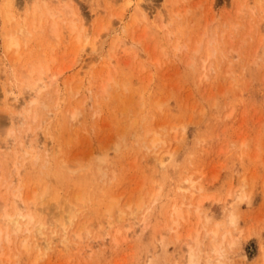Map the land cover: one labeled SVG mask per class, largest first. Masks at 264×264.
<instances>
[{"label": "rangeland", "instance_id": "obj_1", "mask_svg": "<svg viewBox=\"0 0 264 264\" xmlns=\"http://www.w3.org/2000/svg\"><path fill=\"white\" fill-rule=\"evenodd\" d=\"M38 1L13 0L9 7L0 0V124L9 126L7 120L13 110L9 104L4 105L3 90L8 99L21 92L25 85L21 73L29 72L27 60L41 54L40 59L49 60L53 70H63L37 94L38 102L30 106L26 122L19 127L20 139L32 136L48 152H44L46 148L31 152V148L22 146L21 153L18 145L11 147L15 151L0 150V202L4 205L8 198L6 203L11 205V197L12 202L21 197L24 212L34 217L28 234L21 233L25 229L22 226L14 244L10 227L2 229L12 239L9 248L6 242L1 246L9 261L0 264H151L149 259L152 264H186L182 260H188V253L182 243L191 242L186 234L192 232L191 228H200L201 237L216 226L220 227H216L215 243L219 244L221 258L213 252L215 257L210 255L211 241L207 237L196 248V264H208L209 258L210 264H264V0ZM47 10L52 11V18ZM6 12L14 17L12 24L5 23ZM34 15V22L40 20L37 24L30 22ZM14 21L22 22L30 32L22 37L23 41L29 37L30 42L21 44L19 53L25 54L17 64L11 59L15 53L3 52L4 33L13 31ZM53 21L58 35L52 28ZM71 23L82 36L87 30L89 40H99L97 49L103 53L102 58H97L99 51L91 52V41L83 47L82 42L74 41L76 32L70 31ZM36 25L41 26L39 31ZM16 35L20 38L24 34ZM73 107L81 112L75 123L69 115ZM132 120L136 123L128 128ZM147 129L154 132L145 135ZM136 133H140V139ZM152 133L162 141L157 143L161 158L171 155L164 169L142 149L144 142L151 141L148 138ZM184 178L192 180L189 187ZM12 180L17 183L11 184ZM181 182L184 189L190 188L185 195L183 188L181 192L176 189ZM190 183L204 196L197 209L200 214L196 211L194 215L197 203L193 200L202 198L195 192L189 199ZM44 190L49 192L46 197ZM236 191L245 197L239 199L243 194ZM75 193H80L81 201L78 195L75 199L79 200L72 201ZM28 194L36 201L30 208ZM150 194L157 196L152 198ZM43 197L46 203H54L52 209L58 215L44 207ZM59 199L67 203L62 202L64 207H73L74 220L71 213L65 215L67 209L60 202L56 203ZM136 202H143L138 214L134 213ZM129 204L130 209H126ZM170 205H177L188 221L178 230L180 234L169 230ZM109 209L110 215L106 213ZM118 212L125 217L133 212L136 225H132L135 221L130 216L127 221L117 220L121 216H115ZM229 214L235 217L232 225L227 224ZM107 216L116 218L112 226L106 224ZM62 217L66 222L71 220V225L64 223L66 234L60 229ZM38 221L44 226V239L49 242L51 235L49 243H41V236L35 238L36 233H30ZM90 223L92 231L87 228ZM79 228L91 231L94 240H83L77 247L59 244L63 236L72 241L73 232ZM105 231L109 236L102 240ZM21 241L28 243L24 251L19 246Z\"/></svg>", "mask_w": 264, "mask_h": 264}, {"label": "bare ground", "instance_id": "obj_2", "mask_svg": "<svg viewBox=\"0 0 264 264\" xmlns=\"http://www.w3.org/2000/svg\"><path fill=\"white\" fill-rule=\"evenodd\" d=\"M33 1H35V2H39L38 0H33ZM5 3H6V5L7 6H9V7H12L13 6V0H5ZM37 6V5H36ZM46 8V7H45ZM45 8H44V10H45ZM40 9V8H39ZM47 9V8H46ZM34 10V9H33ZM49 10V9H48ZM47 10V11H48ZM28 11V10H27ZM41 11V10H40ZM40 11L38 10V12L40 13ZM50 11V10H49ZM47 12V13H50V14H48V17H50V18H52V16H51V12ZM37 12V11H36ZM38 12L36 13V14H38ZM44 12H46V11H44ZM33 14H35V13H33ZM31 12H30V15H33ZM46 14V13H45ZM44 14V15H45ZM72 14V13H71ZM27 15V14H26ZM54 15H56V14H54ZM53 15V16H54ZM57 15H58V13H57ZM56 15V16H57ZM74 14H72V16H73ZM37 17H38V15H36ZM41 17L43 16V13L40 15ZM40 16L37 18V19H39L40 18ZM46 16V15H45ZM60 16V15H59ZM33 17H35V15L34 16H31V18H32V20L30 21V22H34V20L35 19H33ZM58 17V16H57ZM4 19H5V23H7V25H9L8 23H11L12 24V21H13V19H14V17L11 15V13L9 14V12L7 13H5V16H4ZM42 19V18H41ZM44 19V18H43ZM42 19V20H43ZM44 20H47V19H44ZM39 22H40V20H38ZM37 20L35 21L36 22V24L37 23H39ZM21 22V21H20ZM27 22V21H26ZM34 22V23H35ZM45 23H46V21H44ZM22 23V22H21ZM21 23H18V22H15L14 21V23H13V31H10V33L9 32H6V33H4V38H5V48H4V53H6V52H12V53H15V55H13L12 53H10L11 55H13L12 56V60H14V61H12L14 64H17L16 62H18L19 61V59L22 57V56H24V55H22L23 53L25 54V52L24 51H22V53H19V51H21V50H23V49H21L20 50V48H22L21 47V44H23L24 45V43L25 42H30L29 41V37H27V39L25 40V41H23L24 40V38H22V37H24L25 35H29V33L30 32H28V30L26 31L25 30V26L23 25V24H21ZM52 23V22H51ZM51 23H48L49 25H51ZM74 23V22H73ZM73 23H71L70 24V31L71 32H76V31H78V30H76V29H74V26L76 25H74ZM53 24H54V21H53ZM41 25V24H40ZM40 25H36V27H34V26H31V27H34L35 29H37L38 31L40 30V28H41V26ZM45 25V24H44ZM27 26V25H26ZM53 26L55 27L56 26V24H54V25H52V28H53ZM82 26H83V23H81V26L79 27L80 29H79V31H81L82 32ZM34 28H31V30L33 31H35V29ZM51 28V27H50ZM49 28V30H51ZM76 28V27H75ZM55 31H56V34L58 33V31L55 29V28H53ZM53 29H52V32H53ZM42 30H43V26H42ZM85 30V29H84ZM86 31L87 30H85L84 32H83V36L81 35V33L80 32H76V33H74L75 34V36H74V41L75 42H78L79 44H82L83 43V45H81L82 47L83 46H86L85 44H87L88 43V40H89V37L87 36V33H86ZM88 33H89V31H87ZM84 33H85V35H84ZM16 34H24L23 36L21 35V37L20 38H22L21 39V42H20V38H18V36L16 35ZM50 34V33H49ZM55 34V33H54ZM55 34V36H56V38L58 37L57 35ZM51 35H52V33H51ZM60 36V35H59ZM29 38V39H28ZM82 38H83V40H82ZM59 39V38H58ZM58 39H57V41H58ZM59 41H61V40H59ZM89 41H91L92 43L90 44V47H91V52H93V51H95L94 53H98L97 51H99V49H97L98 47H97V45H98V42H99V40H95V39H93L92 38V40L90 39ZM94 41V42H93ZM82 42V43H81ZM22 45V46H23ZM58 45V44H57ZM99 45H101V43L99 44ZM81 47V48H82ZM97 49V50H96ZM197 48H195V50H196ZM235 51V50H234ZM233 51V53H236V52H234ZM102 52V51H101ZM212 52H214V51H209V53H212ZM29 54V53H28ZM22 55V56H21ZM41 55V54H40ZM40 55L38 56V57H35V58H38V59H33V58H31V56L32 55H29L30 57L29 58H31L32 60H27L26 61V63H25V67L27 66L28 67V74L26 75L25 73H21V77L22 78H24L25 79V81H23V82H25V85L23 86V84H22V87H21V92H19L17 95H15L14 97H9V99L7 98L8 97V94H7V92L5 93L4 92V90H3V94H4V101H3V103H5L4 105L7 107L8 105H6V104H9L11 107H13V110L11 111V115H10V117H8L9 118V120H7L8 122H9V124H8V122L7 121H5V122H7L6 124H8L9 126H6L5 124H0V150H9L11 147H13V145H18L17 147H19L20 146V152H21V147L23 146H25V148H31V152L32 151H35V152H37V153H39V151L41 150V148H46L45 150L46 151H44V152H48L47 151V147H45V145H43V143H41L39 140H36V138H31V137H29V136H25L24 137V135L22 136V139H23V141H22V139H20V137L18 136V134H19V131H20V129H19V127H21L22 125H23V121H24V119H25V115H27L29 112H30V106H32V105H34L35 103H37L38 101H37V94L40 92V91H42L43 89H45L46 87H48V85L50 84V81L51 80H54L57 76H59L61 73H62V71L63 70H59V71H55V70H53V68H51V67H49L48 66V61L49 60H45L44 61V59L42 60V58L40 59ZM44 55V54H43ZM97 55V54H96ZM102 55H103V53L101 54L100 53V51H99V54H98V56H97V58L98 59H100V58H102ZM21 56V57H20ZM26 56H28L27 54H26ZM210 57V56H209ZM43 58H45L44 56H43ZM24 59V58H23ZM46 59V58H45ZM95 59V58H94ZM31 61V62H30ZM47 61V62H46ZM92 61V60H91ZM90 61V62H91ZM96 61V60H95ZM22 62H24V61H22ZM52 62V61H51ZM47 63V64H46ZM49 63H50V61H49ZM22 64H24V63H22ZM27 64H29V65H27ZM21 66V65H20ZM22 67V66H21ZM24 68V67H23ZM23 68H21L22 70H23ZM52 69V70H51ZM25 71V70H24ZM55 71V72H54ZM78 71V70H77ZM80 73V72H79ZM78 73V74H79ZM26 75V76H25ZM80 75V74H79ZM23 76H25V77H23ZM49 77V78H48ZM111 79L110 78H108V81L107 82H109ZM51 83H53V82H51ZM78 91V90H77ZM77 91H76V94H77ZM89 91H91V90H88V92ZM92 92V91H91ZM41 95V94H40ZM93 95V94H92ZM87 98H89V96L87 97ZM93 98H94V96H93ZM92 99V98H91ZM41 100V99H40ZM86 100V99H85ZM93 101V100H92ZM47 105V104H46ZM43 107V106H42ZM41 107V103H40V108H42ZM44 108V107H43ZM74 109V107L72 108V110ZM78 110V111H77ZM77 110H73V111H71V109H70V113H69V115H70V117H71V119H73V120H71V121H74V119H75V121H76V119H77V116H79L80 114H81V112L79 111V109L77 108ZM34 111V110H33ZM32 111V112H33ZM49 111V110H48ZM31 112V113H32ZM8 113H10V112H8ZM34 113V112H33ZM35 114V113H34ZM50 115V114H49ZM79 118V117H78ZM30 119V118H29ZM31 121L33 120V119H30ZM78 120V119H77ZM131 120V119H130ZM136 120V119H135ZM75 121H74V123H75ZM24 122H26V120L24 121ZM77 122V121H76ZM135 121L134 120H132V123H131V125L130 126H128V128H130L131 126H133V124H135L134 123ZM32 123H33V121H32ZM11 124V125H10ZM14 127H13V126ZM28 126V125H27ZM4 127V128H3ZM5 127H11V128H7V129H5ZM13 127V128H12ZM23 127V126H22ZM28 127H26V130H27V132L29 133V128L27 129ZM127 128V127H126ZM5 129V130H4ZM151 131H152V129H150ZM127 131V129L125 130V132ZM133 131L134 132H136L134 129H133ZM147 131V132H146ZM145 131V135H147V134H150V132H149V130L147 129ZM133 132V133H134ZM152 132H154V131H152ZM32 134V133H31ZM31 134H29V135H31ZM131 134V133H130ZM135 134V133H134ZM134 134H132V135H134ZM137 135V138H139V136H140V133H136ZM152 135L153 136H150L148 139H150L151 138V141H147L148 143L146 144L145 142H144V144H143V148L142 149H144L145 150V152H146V155L147 156H149L150 157V159H152L154 162H156L157 163V166H159L160 167V169H164V168H166L167 167V161H168V157H169V161H170V159H171V155L170 156H168L166 159H167V161H165L166 159H163V158H161V156L159 155V150H158V148H157V143H161L162 141H160V139H159V137H158V135H156V133H152ZM154 135H155V137H154ZM136 136L134 137V138H136ZM144 136V135H143ZM157 136V137H156ZM24 137V138H23ZM26 138V139H25ZM25 139V140H24ZM140 139V138H139ZM145 139V138H144ZM159 143V144H160ZM142 145V144H141ZM46 146H47V143H46ZM16 147V146H15ZM14 147V148H15ZM16 147V148H17ZM159 147V146H158ZM11 149H13V148H11ZM14 150V149H13ZM13 150H12V152H13ZM23 150H24V148H23ZM27 150V149H26ZM15 151V150H14ZM8 152V151H7ZM22 152H24V151H22ZM21 152V153H22ZM42 152H43V150H42ZM16 153H18V152H15V154ZM36 153V155H39V154H37ZM41 153V152H40ZM26 154V153H25ZM24 154V155H25ZM32 154V153H31ZM7 156V155H6ZM21 156V155H20ZM4 157V156H3ZM22 157H24V156H22ZM34 157L36 158V156L34 155ZM33 157V158H34ZM38 157V156H37ZM34 158V160H38V159H35ZM40 159H41V157H40ZM39 159V160H40ZM61 164V163H60ZM63 164V163H62ZM170 165V164H169ZM189 176V175H188ZM187 176V177H188ZM192 176V175H191ZM190 177V176H189ZM193 178V177H192ZM187 180H190V178H188V179H186L185 180V178H184V183H186V181ZM13 181L14 180H12V181H10V183L11 184H14L15 185V183H17V182H15V183H13ZM188 182V186L187 187H189V182H192V180L191 181H187ZM195 184H196V181L194 182ZM179 185H180V187L178 188H176L177 190L179 189V191L181 190V188H183L184 187V184L181 182V183H178ZM177 184V185H178ZM3 185V184H2ZM186 185H187V183H186ZM8 186H10V184L8 185ZM12 186V185H11ZM10 186V187H11ZM17 186V185H16ZM175 186V185H174ZM183 186V187H182ZM190 186H192L191 187V192H190V194H189V192H188V195H189V199L191 200L192 199V197L194 196L195 197V192H196V194H198L199 195V191H195L193 188H194V186L192 185V183H190ZM5 187H7V185L5 186ZM13 187V186H12ZM18 187V186H17ZM16 187V188H17ZM183 188V190H184V192H183V194L185 193V191H188L190 188ZM8 188V187H7ZM7 188L5 189L6 191H7ZM14 189V190H16L17 192H18V188L17 189ZM22 188V187H21ZM187 189V190H186ZM10 190V189H9ZM47 190V189H46ZM46 190H44L43 191V195L46 193V195H47V193H49V192H46ZM192 190H194V191H192ZM48 191H50V190H48ZM158 191V190H157ZM190 191V190H189ZM202 191V190H201ZM5 192V191H4ZM10 192V191H9ZM22 192V191H21ZM181 192V191H180ZM198 192V193H197ZM239 191H236V193H238ZM240 193V192H239ZM238 193V194H239ZM17 194V193H16ZM21 194V193H20ZM76 194V193H75ZM74 194V195H75ZM201 194V193H200ZM237 194V195H238ZM240 194H243L242 192L240 193ZM10 195V194H9ZM8 195V196H9ZM18 195V194H17ZM42 195V194H41ZM46 195H44V197H46ZM80 197H78V196ZM150 195H152V198L153 197H155V196H157V195H154L153 196V194H150ZM185 195V194H184ZM236 195V196H237ZM29 198H28V200H27V198H25V200H27L28 202H29V204H27L28 205V207L30 208L35 202H33V200L31 199V198H33L34 199V196H31L30 194H28L27 195ZM239 196V195H238ZM0 197H1V194H0ZM5 196H3L2 195V198H4ZM43 197V198H44ZM48 197H49V195H48ZM75 197H78L79 199H80V201H81V195H80V193H78V194H76L74 197H73V200L72 201H75L76 199H78V198H76L75 199ZM150 197V196H149ZM180 197V196H179ZM193 197V198H194ZM199 197L200 198H202V200L200 199H197L198 201H194L193 200V202H195V203H197L196 204V208H195V210L194 209H191L195 214L194 215H196L197 213H199L198 212V208L200 207V205L202 204V201L204 200V196L202 197L201 195H199ZM242 197H245V195L243 194V195H240L239 196V199H242ZM12 198V200H13V197H11ZM35 198H36V196H35ZM172 198V197H171ZM174 198H175V196H174ZM206 198V197H205ZM247 198H248V196H247ZM5 199V198H4ZM54 200H55V198H53ZM52 199V200H53ZM70 199V198H69ZM78 199V200H79ZM179 199V198H178ZM182 198H180V200H181ZM188 199V200H189ZM238 199V198H237ZM0 200H2V199H0ZM8 200V198L6 199V201ZM12 200H9V201H11V205H9L8 203H6V201H3L5 204L3 205V203L2 202H0V203H2V204H0V205H2V206H0V211L2 212L1 213V215H0V222H1V224H2V226H4V227H1V225H0V261H4L5 259L7 260V256H5L6 255V252H5V254H4V252H3V246L5 245V242L7 243V245H5V246H8V243H9V241L12 239H10L9 237V234H7L6 232H3V230L2 229H4V231H6V229L8 228V226L10 227V229L12 230V236H13V239H12V241L14 240V237H15V235H16V233L17 232H19L20 230H21V227L23 226V227H25V229L23 228V231L21 232V233H23V232H27L28 231V226L30 225V224H32L31 222H32V220H33V216L31 215V213H29V212H24V199L22 200L21 199V197H15V201L14 202H12ZM40 200H44V202H45V198L44 199H42V198H40ZM39 200V202H41ZM60 200L61 199H59L56 203L58 204V202H60ZM171 200V199H170ZM179 200V201H180ZM185 200H186V198H185ZM187 200V201H188ZM56 201V200H55ZM141 201H142V199H141ZM150 201V200H149ZM173 201H175V200H173ZM182 201V200H181ZM186 201V202H187ZM47 202V201H46ZM45 202V205H44V207H46V209L47 208H50L51 209V211L52 210H54V209H52L53 208V206H55V205H53L54 203H51V202H49V203H46ZM65 205H67V203H65V200L63 201H61L60 202V204L63 206L64 204ZM75 202H77V201H75ZM79 202V201H78ZM139 202V201H138ZM138 202H136L135 203V207H136V211L140 208H142L143 207V205H142V203L143 202H140L139 204H138ZM192 201H189V204L191 203ZM152 203V202H151ZM181 203V202H180ZM38 204V203H37ZM41 204V203H40ZM46 204H48V206H46ZM49 204H52L51 206L49 205ZM56 204V205H57ZM136 204H138V205H136ZM148 204V203H147ZM178 204V203H177ZM182 205H183V203H181ZM141 205V207H139ZM40 206V209H41V205H39ZM50 206V207H49ZM61 206V207H62ZM69 206V205H68ZM74 206V205H73ZM170 206H172V205H170ZM27 207V208H28ZM35 207H36V205H35ZM33 208V210L34 209H36V208ZM56 207V206H55ZM64 207V206H63ZM71 206H69L68 208H66V206L64 207V210L65 209H67V211H65V215L67 214L66 212H68V213H71V216H72V213H74V212H71V208H73V207H71ZM130 207V204L129 205H127V208L126 209H128ZM185 207V206H184ZM187 207H191L190 205H187ZM187 207H185L184 209H185V211H187V213L188 212H190V211H188V208ZM11 208V209H10ZM43 208V207H42ZM193 208V207H192ZM49 209V210H50ZM56 210H57V208H55ZM63 208H61V210H62ZM130 209V208H129ZM140 209L138 210V211H140ZM30 210V209H29ZM28 210V211H29ZM37 210H39V209H37ZM48 210V211H49ZM70 212H69V211ZM111 209H109V210H107L106 211V213L107 214H109V213H111V211H110ZM172 210V211H171ZM171 214L169 213V215H168V213H167V215L168 216H170V218L168 217V219H169V223L171 224V226H170V228H169V230L170 231H175L174 233H179L180 234V232H182V231H178V230H180V228L183 226V224L185 223V225H186V222H188L187 221V219H186V217L185 216H183V214H182V211L180 210V208L179 207H177V205H175V206H172L171 207ZM42 212H44L43 210H41ZM41 211L39 212L40 214H41ZM51 211H49L50 213H51ZM55 211V210H54ZM73 211H74V209H73ZM130 211H132V210H130ZM130 211H128V212H130ZM134 211V210H133ZM134 212L135 214L137 213H139L138 211L137 212ZM145 211V210H144ZM191 211V212H192ZM196 211H197V213H196ZM56 212V211H55ZM60 213H61V211H59ZM141 212V211H140ZM33 213H35V212H33ZM53 213V212H52ZM75 213H77V212H75ZM119 213V214H118ZM118 213H116V215L115 216H117V215H120L121 214V212H118ZM134 213L133 212H131V216H132V214H133V216L131 217L130 215H128V217L131 219V220H133L135 217V215H134ZM145 213V212H144ZM48 214V213H47ZM53 214H55V213H53ZM56 214H57V212H56ZM55 214V215H56ZM127 214V213H126ZM146 214V213H145ZM200 214V213H199ZM203 214V213H202ZM58 215V214H57ZM62 215V214H61ZM110 215V214H109ZM190 215L191 214H189V218H191L190 217ZM53 216V215H52ZM63 217H64V215H62ZM137 216V215H136ZM143 216V215H142ZM147 216V215H146ZM192 216V215H191ZM35 217H36V215H35ZM47 217L48 216H46V219H47ZM62 217V219H64ZM67 216H65V218H66ZM73 217H74V215L72 216V219H73ZM114 217V216H113ZM113 217H112V219H111V217L110 216H107V220L105 221L106 222V224L108 225V227L114 222V219H113ZM125 215H123V213L121 214V216H117L116 218H118L117 220H119V221H122V220H129V219H127L128 217L126 216L125 218ZM134 217V218H133ZM139 217V216H138ZM201 217V216H200ZM230 217V218H229ZM229 222H227V224H229L230 225V223H231V225L232 224H234L235 223V217H234V215L233 214H229ZM115 218V217H114ZM115 218V219H116ZM137 218V217H136ZM146 218V217H145ZM196 218V221H198V219L200 220V218H198V217H195ZM194 218V219H195ZM138 219V218H137ZM140 219V218H139ZM138 219V220H139ZM142 219H143V221L145 220L144 219V217H142ZM201 219H202V217H201ZM209 219V218H208ZM58 221V219H55V221ZM74 220V219H73ZM116 220V221H117ZM124 220V221H125ZM130 220V221H131ZM212 220V219H211ZM35 221V220H34ZM52 221L54 222V220L52 219ZM115 221V222H116ZM133 221H135V220H133ZM195 221V224H194V222H193V224L194 225H196V222ZM202 221V220H201ZM207 221V220H206ZM227 221H228V219H227ZM37 222V221H36ZM59 222V221H58ZM67 222H68V224L69 225H71L69 222H71V220H67ZM66 222V220L64 219L63 221H62V228H60L61 230L63 229L64 230V232H62V234H66V227H65V224L64 223H67ZM123 222V221H122ZM121 222V223H122ZM47 223H49V221H47ZM46 223V224H47ZM57 222H55V224H56ZM92 223V222H91ZM91 223H90V227H87V228H90V230L91 229H93V227H91ZM99 223V222H98ZM117 223H118V221H117ZM136 223V221L134 222V223H132V225L134 224V225H136L135 224ZM208 223V222H207ZM36 224V223H35ZM73 224V223H72ZM138 224V223H137ZM165 224H166V222H165ZM169 224V225H170ZM204 224H206L205 223V220H204ZM49 225H51V224H49ZM57 226H59V223H57L56 224ZM85 225V224H84ZM99 225V224H98ZM98 225H95L96 227L98 226ZM167 225V224H166ZM165 225V227H169V226H166ZM188 225V224H187ZM207 225H209V224H207ZM215 226H216V224H214ZM214 225H213V227H214ZM33 226H35V225H33ZM32 226V227H33ZM81 226H83V225H81ZM81 226H79L80 228H81ZM89 226V225H88ZM92 226H94V223H93V225ZM100 226V225H99ZM98 226V227H99ZM112 226V225H111ZM127 226V227H126ZM125 226V230L126 231H128V225H126ZM200 226H201V223H200ZM206 226V225H205ZM28 227V228H27ZM36 227V229L35 228H33L32 229V231L30 232V233H33V236H34V233H36V235L34 236L35 238L36 237H40V238H42L40 241H41V243H43V241H45V243L44 244H46V243H49L50 242V240L52 239V237H51V235H50V240H49V242L48 241H46L45 239H44V237L45 236H43V232H42V230H43V228H44V226H43V224L41 223V222H39L38 221V224H37V226H35ZM60 227V226H59ZM83 227H85V226H83ZM131 227V226H130ZM184 227V226H183ZM182 227V228H183ZM188 227V226H187ZM197 227V226H196ZM212 227V226H211ZM217 227V229H219L220 227H218V226H216ZM216 227H214V230H211V231H208V232H206V233H203V236H201L200 237V234H199V230H200V228H199V230L198 231H196L195 229H190V230H192V232L194 231V235L193 236H191L192 234V232L191 233H187L186 234V231H185V233L184 234H186V238L187 239H190L191 240V242H189L188 243V241H187V243L185 242V243H182V247L186 244V246H184V251L186 252V253H188V260H189V262H188V260H186L185 262H184V260H182L183 261V263H186V264H196V261H197V255H196V248H198L199 247V245H201V243H202V241L205 239V238H207V237H209L210 238V241H211V243H209L208 242V247H209V251H210V249H211V251L209 252L210 253V255L211 254H213V253H215V254H217L218 255V258L220 259L221 258V254H218L219 253V244H217V243H215V241L217 240H215V238H216V235H217V229H216ZM80 228H79V230H76L77 232H73L74 234L72 235L73 236V238H71L72 239V241H70V240H68V239H66V238H64V236L62 237V240H63V238L65 239V241H67L65 244L64 243H62V240H60L59 241V244L61 243V244H63V245H68V244H71V245H73L72 247H77L78 245H79V243L80 242H82L83 240H87V241H93L94 240V238L95 237H93L92 236V230L91 231H89V230H84V229H81L80 230ZM189 228V227H188ZM193 228H194V226H193ZM35 229V230H34ZM55 229V228H54ZM53 229V230H54ZM58 229V228H57ZM162 229H164V227H162ZM186 229V228H185ZM184 229V230H185ZM198 229V228H197ZM201 229H202V227H201ZM209 229V228H208ZM212 229V228H211ZM30 230V229H29ZM62 230V231H63ZM182 230V229H181ZM34 231V232H33ZM36 231V232H35ZM163 231V230H162ZM178 231V232H177ZM203 231V230H202ZM205 231V230H204ZM15 234H14V233ZM38 233V234H37ZM57 233H58V231H57ZM229 233H230V231H229ZM27 234H28V232H27ZM26 234V235H27ZM165 233H163V235H164ZM183 234V235H184ZM223 234V237H224V234H225V232H223L222 233ZM54 235V234H53ZM161 235V234H160ZM159 235V238L161 239V236ZM166 235V234H165ZM164 235V238L166 237ZM171 235V234H170ZM232 235V234H231ZM24 236V235H23ZM28 236V235H27ZM26 236V237H27ZM32 236V237H33ZM56 236V235H55ZM109 236V233H106V231H105V233L104 234H102L101 235V237H100V239H102V240H105L107 237ZM169 236V235H168ZM185 236V235H184ZM26 237H24V238H26ZM47 237H48V235H47ZM220 237H221V235H220ZM223 237H221V239L223 238ZM226 237H228L227 235H226ZM16 238V237H15ZM176 238H179V236L177 235L176 236ZM225 238V237H224ZM56 239V238H55ZM58 239V238H57ZM163 239V238H162ZM183 239V238H182ZM43 240V241H42ZM172 240H173V238H172ZM175 241H176V239H174ZM224 240V239H223ZM54 241V240H53ZM112 241H113V239H112ZM115 239H114V243H115ZM209 241V240H208ZM27 242H29L30 243V241H27ZM39 241H37L36 243H38ZM164 242H166V241H164V239H163V242H161V244L163 243L164 244ZM4 243V245L2 246V244ZM35 243V242H34ZM160 243V242H159ZM158 243V244H159ZM192 243V244H191ZM13 244H14V241H13ZM220 244H222V242L220 243ZM28 245V243H26V241H21L20 242V249H22V248H25L26 246ZM39 245V244H38ZM37 245V246H38ZM160 245V244H159ZM2 246V247H1ZM180 246V245H179ZM10 246H8V248H9ZM35 247V245L33 244V248ZM47 247V246H46ZM48 247H49V244H48ZM64 247H66V246H64ZM202 247V246H201ZM4 249H5V247H4ZM27 249V248H26ZM29 249V248H28ZM80 249H82V248H80ZM86 249L87 250H89V251H91V247L89 246L88 247V245L86 246ZM164 249V248H163ZM6 250V249H5ZM202 250V249H201ZM200 250V251H201ZM19 251V250H18ZM22 251H24L23 249H22ZM28 252V251H27ZM79 252H80V250H79ZM197 252H198V250H197ZM211 252H213V253H211ZM8 253V252H7ZM159 256L161 255L160 253L158 254ZM202 256V255H201ZM200 256V257H201ZM208 256V255H207ZM213 256H214V254H213ZM212 256V257H213ZM220 256V257H219ZM158 257V256H157ZM163 257V256H162ZM161 257V258H162ZM215 257V256H214ZM151 258V257H150ZM152 259V258H151ZM213 260H214V258H212ZM218 259V260H219ZM150 260V259H149ZM148 260V262L150 263L151 262V264H152V261L150 260L149 261ZM154 260H155V258H154ZM208 260H211L210 258L208 259ZM208 260H206V262L208 263V264H210L211 262L210 261H208ZM7 261H9V260H7ZM6 262V261H5ZM200 262V261H199ZM157 262L155 261V264H156ZM165 263H166V261H165ZM168 263V262H167ZM214 263H216V260H215V262ZM218 264H220L219 262H217ZM158 264V263H157ZM173 264H175V263H173Z\"/></svg>", "mask_w": 264, "mask_h": 264}]
</instances>
